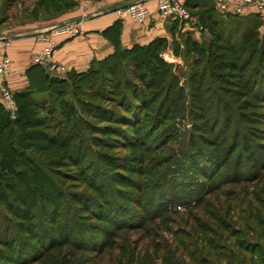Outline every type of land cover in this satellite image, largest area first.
Listing matches in <instances>:
<instances>
[{"label":"trees","instance_id":"1","mask_svg":"<svg viewBox=\"0 0 264 264\" xmlns=\"http://www.w3.org/2000/svg\"><path fill=\"white\" fill-rule=\"evenodd\" d=\"M75 4V0H34L24 15L34 18L42 8L63 11ZM238 15L229 17L237 22ZM4 16L0 15V23ZM259 17L257 12L247 13L244 25L235 26L230 34V28L221 24L223 20L209 19L210 38L196 42L185 37L184 52L189 46L196 56L190 65L184 53L173 49L187 67L182 84L175 81L179 75L160 54L166 45L164 36L123 47L117 38V20L108 27L110 34L103 31L111 40L112 51L91 60L83 69L69 68L56 74L40 62H31L24 69L26 86L12 92L13 116L0 101V264L39 260L59 241L79 245L74 239H84L80 234L91 238L79 246L98 255L109 244V235L121 229H143L145 221L170 209L168 202L161 205L157 199L167 187L189 185L188 192L193 193L191 189L201 184L193 180L195 172L211 179L218 172L211 170L217 163L215 149L223 144L215 138V143L206 140V131L218 133L222 129L225 133L230 129V143L221 148V154L227 153L220 158L224 162L238 137L250 133L243 131L245 125L264 114V30H257ZM81 95L89 99L83 101ZM93 96L107 99L112 106L90 100ZM91 111L113 122L95 126L82 116ZM175 114L181 115L176 124ZM184 117H192L188 128L183 127ZM170 125L174 132L177 128L180 131L177 136H171ZM137 126L141 130L135 133ZM94 129L114 136H95ZM147 137L164 141L144 142ZM169 140L174 142L168 156H146L149 165L155 163L157 168L149 178L131 176L129 171L142 169L140 151L155 144L161 147ZM95 145L138 150L111 153ZM122 178L137 191L132 188L128 196L121 194L115 183ZM199 196L201 193L196 199ZM123 198L142 214L135 209H131L134 213L125 211ZM134 215H139L138 220L130 222ZM64 221L68 224L66 233L59 230ZM56 224L59 229L54 228ZM122 240L126 245V232ZM236 256L229 254L232 261L223 264H264L262 252L255 261ZM126 258H122L125 264Z\"/></svg>","mask_w":264,"mask_h":264},{"label":"rangeland","instance_id":"2","mask_svg":"<svg viewBox=\"0 0 264 264\" xmlns=\"http://www.w3.org/2000/svg\"><path fill=\"white\" fill-rule=\"evenodd\" d=\"M79 1L81 2L82 0ZM207 1H211L210 6L214 10L211 14L212 19L223 20L224 23L221 24L230 28L229 34L231 31H234L235 26L241 27L244 25L245 15H238L239 19H237V22H234L229 17L230 14H222L215 9L213 0ZM33 2L34 0H9L6 3V0H0V15L5 13L3 23L7 25L8 22H13L20 18L24 19V14L27 13L28 8L32 6ZM4 8L6 9L3 10ZM24 8L27 11L19 14V10L23 11ZM259 16L261 15L259 14ZM259 18L261 21L257 30L261 33L264 30V21L261 17ZM56 23L58 22L53 24ZM45 27L47 26L32 28H36L34 32L36 34L40 29ZM206 27L208 28L207 23ZM208 31L211 37L212 32L209 28ZM183 37L181 36V39H175V41L174 39L170 40L168 48H171L172 51L174 49V51L184 53L183 57L191 65L196 55L192 51L193 48L189 49V46L187 47V52H184L186 46L184 45L185 41ZM175 42L177 43V47L174 46ZM166 46L167 41L165 47L160 51L164 59L166 58L163 52ZM174 55L175 57L172 60L166 59L171 63L173 71L179 75L177 79L173 78L171 81L175 79V81L178 80V84H182V75L187 67L184 64V59L177 54ZM163 75L165 77L168 76L165 72ZM88 93L92 94V91ZM81 98L83 101L89 99L86 95H81ZM90 100H96L104 106H112V103L105 98L93 96ZM260 110L262 109L260 108ZM95 114L91 111L90 114L82 113V116L90 120L95 126L113 122L102 119ZM258 116L259 119L251 118L250 122L245 125L246 127L243 131H249L250 133L246 132L245 137H242L243 139L238 137L235 148L224 162H221L220 158H224L227 153L221 154V148L227 146L225 145L226 143H230V129L225 133H222V129L218 133H214L213 130H208L206 127L207 123H205L204 127L208 130L206 131V128H203L208 135L206 140L210 141V143H215L213 140L215 138L221 142L220 144H223L222 147L220 146V149H215L218 152L216 157L217 163L215 162L211 169L212 171L218 170V172L211 179L195 172L193 180L195 179L197 183L201 184L191 189L194 190L193 193L188 192L189 189L187 187L189 188V185L183 186V184L172 185L160 192L157 195L159 203L162 205L168 202L170 205H166V207L170 209H165V211L163 209L159 215H155L153 219L145 221L146 224L143 229L136 227L134 229H121L117 231L116 235H109L106 238L109 244L106 247L104 246L98 255L93 249L87 250L84 246H79L85 243L84 239L91 238L89 235L80 234L84 239L81 240L78 236L74 239L79 245L65 244L59 241L61 242L59 245L44 252L39 260L31 261L27 264H125L122 261V258L125 257H127L126 264H136V262L140 264H223L225 260L232 261V259H228L229 254L245 256L248 260L253 259L255 261L261 256V252L264 254V114L262 113V115ZM184 118L183 127L186 128L187 126L188 128L191 124L189 120H192V117ZM180 120L181 115L175 114L173 123L176 124ZM243 124L245 123L243 122L241 125ZM177 126L182 128L180 125ZM169 127L172 128V125ZM140 130L141 126L134 128L135 133L140 132ZM172 131L171 136H177L178 132H180L178 128L175 132L172 128ZM93 134L99 137L114 136L111 132H100L99 129H94ZM221 139L224 140L221 141ZM143 140L144 142L152 141V143H162L164 141L152 137H147ZM170 140L161 147L156 148L155 144L153 147L140 151L139 153L142 154L140 164L142 165V169L139 172L136 170L129 171L131 176L142 178L143 180L144 178H149L152 175V171L157 168L154 165L155 163L149 165L146 156L165 158L168 156L167 153L172 149L175 139L173 141ZM95 146L111 153L138 150L137 147L132 149L129 146H120L115 149L103 145ZM185 148L183 149L185 150ZM214 148H216V145ZM230 148L229 146L228 150ZM183 154L185 155L184 152ZM138 181L140 184L141 181L139 179ZM124 182L127 181L125 178H122L121 181L115 183L121 194L128 196L130 194L128 190L132 188L137 191L136 187L128 185L129 183L124 184ZM216 187L217 189H213ZM199 193H201V196H199L201 198L196 199ZM123 201L126 202L125 211H130L131 213H134L131 209L140 211L139 208L137 209L125 198H123ZM177 202L179 203L175 204ZM171 204L174 205L172 206ZM127 205H130L131 208L127 207ZM137 213L139 215L142 214L141 211ZM139 215H134L135 219H130L129 221H137ZM67 225L64 221L61 224V229H59L58 224L54 228L66 233L67 229L65 228H67ZM68 229L70 230V228ZM125 232L127 233L126 245L122 240ZM64 236L66 238V235ZM96 236L99 237L100 235ZM120 248L122 250H118ZM124 248L128 249V252H124ZM25 252L29 253L32 251L28 250ZM27 253L24 254L26 258L29 256ZM1 256L2 253L0 252V262L2 260Z\"/></svg>","mask_w":264,"mask_h":264},{"label":"crops","instance_id":"3","mask_svg":"<svg viewBox=\"0 0 264 264\" xmlns=\"http://www.w3.org/2000/svg\"><path fill=\"white\" fill-rule=\"evenodd\" d=\"M133 0H76V4L66 10L48 11L42 8L34 18H20L6 25L0 23V36L9 38L7 45L0 48L8 54L10 63V72L6 78L7 85L12 92L24 88L27 79L24 69L31 63L33 54L39 49L42 42L36 37V27L49 26L55 22H61L74 18L79 15L87 17L79 21L81 31L74 35H68L65 32H54V45L51 51V62L55 63L54 68H49L48 64L42 63L56 74L74 68L76 70L87 67L89 62L96 58H101L110 53L113 49L109 36L105 34V29L110 34L108 27L117 20L119 28L117 38L121 46L129 47L133 43H146L155 36H164L167 46L164 49V57L172 60L175 57L171 48H168L172 39H181V36L191 37L200 41L210 37L206 22L212 19L213 7L207 0H182L188 8L191 18L187 20H178L170 16L162 17L156 10V0H146L145 3L150 9V15L144 23H135L126 15H118L114 8L116 6L131 2ZM208 2V3H207ZM205 8L212 12L205 11ZM30 9V8H28ZM44 10V11H43ZM27 11L19 10V14ZM254 12L253 10L247 11ZM264 21V9L260 16ZM195 18L197 19L195 21ZM202 18V21H201ZM201 22V24H200ZM204 25H203V23ZM190 30V32H189Z\"/></svg>","mask_w":264,"mask_h":264},{"label":"built area","instance_id":"4","mask_svg":"<svg viewBox=\"0 0 264 264\" xmlns=\"http://www.w3.org/2000/svg\"><path fill=\"white\" fill-rule=\"evenodd\" d=\"M146 0H133L125 5H119L114 8L118 15H126L135 23H144L149 15L150 9L145 3ZM215 9L222 14H244L253 10L262 14L264 9V0H213ZM156 10L162 17L170 16L178 20H187L191 18L188 8L182 0H156ZM80 21V20H79ZM79 21L65 22L61 21L51 24L37 32L36 37L41 40L42 44L33 54L32 61L46 63L49 68H54L55 63L51 62V51L54 45L53 33L65 32L68 35H74L81 31ZM9 38L0 37L2 46L7 45ZM11 60L6 51L0 48V101L6 109L9 110L10 116H13L14 101L12 90L6 82L10 72Z\"/></svg>","mask_w":264,"mask_h":264},{"label":"water","instance_id":"5","mask_svg":"<svg viewBox=\"0 0 264 264\" xmlns=\"http://www.w3.org/2000/svg\"><path fill=\"white\" fill-rule=\"evenodd\" d=\"M132 2V1H131ZM127 3H129V2H127ZM127 3H125V4H127ZM125 4H122V5H125ZM88 16V14H86V15H79V16H76V17H74V18H71V19H68V20H64L65 22H70V21H79V20H82V19H84L85 17H87ZM0 37H3V36H0Z\"/></svg>","mask_w":264,"mask_h":264}]
</instances>
